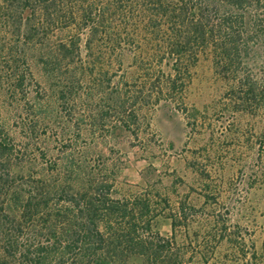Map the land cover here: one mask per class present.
I'll return each mask as SVG.
<instances>
[{
  "label": "rangeland",
  "instance_id": "rangeland-1",
  "mask_svg": "<svg viewBox=\"0 0 264 264\" xmlns=\"http://www.w3.org/2000/svg\"><path fill=\"white\" fill-rule=\"evenodd\" d=\"M23 2L0 0L8 264H264V3L226 59L222 0Z\"/></svg>",
  "mask_w": 264,
  "mask_h": 264
},
{
  "label": "trees",
  "instance_id": "trees-1",
  "mask_svg": "<svg viewBox=\"0 0 264 264\" xmlns=\"http://www.w3.org/2000/svg\"><path fill=\"white\" fill-rule=\"evenodd\" d=\"M24 1L22 3V6L25 8L31 7L30 9H32L33 11L36 8H41L40 6H45V10L49 9V4L50 3H54L56 0H22ZM222 3H226L227 5L236 8L237 10H242V13L240 16V21L243 23V25L236 26V20L232 21L231 19V15L227 14V13H223L224 17L219 19V21H217V39L220 38L221 41V48H222V55L224 56V58L226 59H230L232 56V50L235 48L236 53H239L238 48L235 46L236 40L231 39V41H229L228 37H238L240 38L243 34H245V22L247 23L246 20H248V16L250 17L249 19L251 20V18L254 17V15H251V13L256 12L253 10V8L257 7L259 8L261 6V4L264 3V0H222ZM245 11H247V16L244 14ZM251 12V13H250ZM51 15V14H49ZM246 16V17H245ZM54 19V18H53ZM53 19H49L52 20V22L54 21ZM242 19V20H241ZM253 29L256 31L257 29L255 28V24ZM244 30V31H243ZM77 44V43H76ZM74 46H75V42H74ZM174 51L177 52L178 56L181 55L183 53V50L181 48L175 49ZM179 65V64H178ZM182 67H177V69H179L178 71L181 70ZM175 83V82H174ZM5 193V192H4ZM3 193H1L0 195L2 196ZM7 194V192H6ZM10 215V211H8L7 209V203L6 202H2L0 203V243L3 244L1 251V255H0V264H8V258L10 256V252L12 248H15V244H16V240L13 237V235L10 233L11 229L9 227V223L7 221V218H9ZM85 220L92 224V228L95 230V232L97 234H100L97 225L94 221V211L92 209L87 208V213H86V218ZM25 252V251H24ZM35 255L40 258L43 259L42 261L36 262L38 264H41L43 261H45V252L43 247H37L35 249ZM97 264H102V263H97Z\"/></svg>",
  "mask_w": 264,
  "mask_h": 264
}]
</instances>
